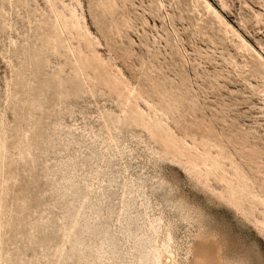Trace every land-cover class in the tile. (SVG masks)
I'll list each match as a JSON object with an SVG mask.
<instances>
[{
    "label": "rangeland",
    "instance_id": "rangeland-1",
    "mask_svg": "<svg viewBox=\"0 0 264 264\" xmlns=\"http://www.w3.org/2000/svg\"><path fill=\"white\" fill-rule=\"evenodd\" d=\"M206 1L264 59V0ZM62 2L79 19L72 48L92 92L65 50H48L45 0H0V264H153L160 247L174 264H264V208L242 215L220 170L195 174L141 127L158 125L182 154L186 143L228 156L227 180L237 166L261 183L257 58L199 0ZM135 112L140 126L124 120Z\"/></svg>",
    "mask_w": 264,
    "mask_h": 264
},
{
    "label": "bare ground",
    "instance_id": "bare-ground-1",
    "mask_svg": "<svg viewBox=\"0 0 264 264\" xmlns=\"http://www.w3.org/2000/svg\"><path fill=\"white\" fill-rule=\"evenodd\" d=\"M199 1L202 2L207 13H209L211 17H213L224 29L225 34L228 36H232L237 40V42H239V47H237V49L241 50V52L255 56L257 58V65L264 70V59L262 58V56L259 55L247 43V41L220 15L218 11H216L210 5L209 2H207L206 0ZM9 2H12V0H9ZM45 3L48 5L49 11L53 15L51 22L54 29L53 38L50 39L51 42L49 44L48 50H54L52 52H55L56 55H58L59 49L65 50L67 56L72 60V65L70 67L75 70V73L81 75L82 83L87 87L86 91L92 92L95 87L88 85L90 80L89 69L91 65L89 64V61L87 64H84L87 56L83 54L82 49L78 50L72 48V39L74 38V34H78L77 30L80 27L76 11L74 9L70 10V18H66V16L58 7L59 3L63 4L62 0H45ZM111 13H116V11L114 9H111ZM57 40L60 41V48H57V46L54 45ZM94 56L96 59L98 57V54L95 52ZM19 60L22 62L26 59L23 57ZM103 65H106V63H100V66ZM93 72L94 74H100V72L96 71V69H94ZM118 82L123 85L120 80H118ZM102 83V87L105 88H110L112 86V83L108 82L107 80H102ZM124 90H126L127 95L122 99V101L119 102V104L122 103L123 108H125L122 112L128 113L129 108H127L126 105L130 102V97L133 95V90L126 89V87H124ZM112 93L119 96L120 92L118 88H114V91ZM132 111L140 112L141 108L139 107V105H135ZM137 112H135V117L133 116V114L124 117L125 122L130 121L134 124L133 126H140L138 123L143 120V117L139 115L137 116ZM117 121L120 122V119L118 118ZM150 126L152 127V123H148L147 125L141 127L147 130L149 137L155 140L154 142L158 145H161L166 151L170 152V149H173L174 153H170L168 155L181 161H186V164L195 174L196 172L199 173L200 171L199 165L205 167V177H208L210 174H214L215 171L220 170L219 172H216L218 173L216 174V177L218 178V181L225 186V197L229 203L234 205L242 213V215L254 218L257 207L261 206L264 208V174L261 176L263 178L261 183L257 184L256 179L249 177L243 172L240 167L235 166L233 168L234 174L232 175V179L227 180L225 179L226 172L222 169L223 165H221L220 160L227 159L231 163V165L234 166L228 156H225L224 154H217L216 156H213L210 150L200 152L196 146H189L186 143L184 144V147L186 149H184L187 155L182 154L177 147L178 141L174 137H170L168 132H164L162 129H158V125H155L152 130H148L147 128ZM1 148L4 150L2 142ZM177 154L179 156H176ZM262 216L264 218V213H262ZM260 224L262 225V227H264V222H261ZM152 261L153 264L175 263L173 254L166 247L153 248Z\"/></svg>",
    "mask_w": 264,
    "mask_h": 264
}]
</instances>
